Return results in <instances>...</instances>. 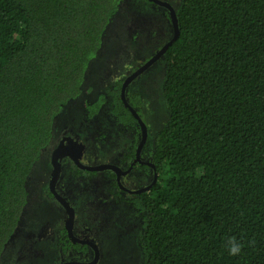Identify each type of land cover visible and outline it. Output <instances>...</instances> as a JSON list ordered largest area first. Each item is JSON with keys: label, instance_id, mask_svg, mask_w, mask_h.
I'll list each match as a JSON object with an SVG mask.
<instances>
[{"label": "trees", "instance_id": "1", "mask_svg": "<svg viewBox=\"0 0 264 264\" xmlns=\"http://www.w3.org/2000/svg\"><path fill=\"white\" fill-rule=\"evenodd\" d=\"M124 1L0 0V259L54 122L82 95ZM145 1L153 15L165 14L161 49L173 38L171 16ZM163 1L175 9L180 35L162 57L168 121L149 159L158 181L129 194L109 171L114 197L144 226L145 264H264V0ZM123 82L83 110L88 120L104 115L114 131L132 134L126 169L141 128L121 100ZM131 100L143 106L141 97ZM136 170L153 180L149 166ZM231 238L241 245L237 256L228 254Z\"/></svg>", "mask_w": 264, "mask_h": 264}, {"label": "rangeland", "instance_id": "2", "mask_svg": "<svg viewBox=\"0 0 264 264\" xmlns=\"http://www.w3.org/2000/svg\"><path fill=\"white\" fill-rule=\"evenodd\" d=\"M151 9L145 0H125L109 23L100 52L89 64L82 95L61 110L54 122L51 143L32 169L26 207L0 264L60 262L59 241L67 214L48 191L53 177L50 153L64 135L79 138L84 143L86 166L111 165L124 169L122 153L132 147V134L114 131L104 115L86 119L82 107L84 103L95 101L112 84L129 77L167 42L165 14L153 15ZM166 70L167 64L162 58L136 78L126 92L132 108L147 128L144 156L148 160L154 153L157 134L168 121L163 96ZM132 95L141 97V108L131 100ZM108 172L90 175L69 167L63 169L57 192L74 210V236L96 245L99 252L96 264H145L141 247L144 226L132 216L122 196L114 197L117 193ZM150 181L141 170L121 178L122 185L130 191ZM65 259L68 263L87 264L95 259V252L89 246L73 249L66 253Z\"/></svg>", "mask_w": 264, "mask_h": 264}, {"label": "water", "instance_id": "3", "mask_svg": "<svg viewBox=\"0 0 264 264\" xmlns=\"http://www.w3.org/2000/svg\"><path fill=\"white\" fill-rule=\"evenodd\" d=\"M149 1L156 4V5L164 7L169 11L170 16H171V22L173 25V31H174L173 38L170 42H168L165 46H163L153 57H151L147 62H145V64L142 67L138 68L129 77H127L124 80L123 85H122V90H121V100L124 103V105H126L125 107L130 110V112L132 113L134 118L138 121L139 126L141 128V142L138 145L137 150H136L135 163L139 162L142 165L145 164V165L150 166L154 170L153 181L146 188H143V189L137 190V191H130L122 185L121 177L130 173V171L132 170V167L127 171H123L122 169L111 166V165H100V166H96V167H85V166H83V168L80 165V168H82L86 171H89V172L112 171L117 176L118 187L121 190L126 191L129 194H141L143 192L150 190L157 183L158 174L156 172L155 166L152 163H146V162L141 161V153H142V151H143V149L147 143L148 132H147L146 125L144 124V122L142 121V119L140 118L138 113L132 108V105H130L128 103L127 97H126V92H127L128 87L130 86V84L136 78H138L141 74H143L145 71H147L150 67H152L157 61H159L164 56V54L169 49V47L179 38V35H180L176 12H175V9L172 7V5L167 3V2L161 1V0H149ZM61 156H62V152H59V150L53 154V163H54L55 172H54V176L51 180L50 191L54 195V197L58 200V202H60L62 204V206L66 209V211L69 215L68 219L66 220V223H65V228H66L67 234H68L69 238L71 239L72 243L73 244L88 245L89 247H91L95 252V259L91 263H87V264H96L98 262V259H99V252H98L96 245H94L90 242H87V241H82V240H80L74 236V233H73L74 218H75L74 210L55 191V185H56V182L58 181V178L60 175V168H61V165L58 162V157L60 158ZM77 162L78 161H76V163ZM67 264H76V263H67Z\"/></svg>", "mask_w": 264, "mask_h": 264}, {"label": "flooded vegetation", "instance_id": "4", "mask_svg": "<svg viewBox=\"0 0 264 264\" xmlns=\"http://www.w3.org/2000/svg\"><path fill=\"white\" fill-rule=\"evenodd\" d=\"M85 104L83 105V109L85 107ZM85 114V113H84ZM86 146L84 145V143L81 141V139L79 138H74V137H71L70 135H64L60 141L58 142V144L54 147V149L51 150V158H52V166H53V176H54V172H55V168H54V163H53V154L59 150V152H62V156L59 158L58 157V162L60 163L61 165V168H60V175H59V178H58V181L56 182V185H55V191L56 193L58 194L57 192V186H58V183L60 181V177H61V173L63 171V169L66 167V168H71L73 171H76L78 172L81 171V173H87V174H92V173H100V172H89V171H86L83 168V166L85 167H90V166H86L84 164V160H85V156L87 155L86 154ZM135 160H136V153H135V157L132 158L131 160H128V163H126L128 165L129 168H126V169H123V171H127L129 170L131 167H132V170L130 171V173L128 174H133L136 169L140 166H148V165H142L140 164L139 162L135 163ZM76 161H78L76 163ZM141 161L142 162H146V163H151L150 160L146 159L145 156L143 155V151L141 153ZM80 165L82 166V168H80ZM150 167V166H149ZM151 168V167H150ZM139 171V170H138ZM106 172V171H104ZM112 172V171H111ZM127 175V174H126ZM141 175V172L138 173L137 177ZM125 176V175H124ZM133 176V175H132ZM123 177V176H122ZM121 177V178H122ZM53 178V177H52ZM51 178V180H52ZM147 178V177H146ZM151 180L148 184H146L145 186L143 187H139L138 190H141L143 188H146L147 186H149L151 183H152V179H149ZM116 181H117V176H116ZM50 185H51V181H50ZM139 186V185H138ZM137 191V190H136ZM126 192V191H125ZM48 194L49 196L53 197L54 199H56L54 197V195L51 193L50 191V187H49V191H48ZM59 195V194H58ZM60 196V195H59ZM61 197V196H60ZM62 198V197H61ZM63 199V198H62ZM57 200V199H56ZM64 200V199H63ZM65 201V200H64ZM58 202V200H57ZM66 202V201H65ZM60 205H62L60 202H58ZM63 207V206H62ZM71 207V206H70ZM64 208V207H63ZM65 209V208H64ZM66 211V209H65ZM66 214H67V217H66V220L68 219V213L66 211ZM66 220L64 222V228H63V233L62 235L60 236V241H59V246H60V251H61V258H60V262L58 264H67V260L65 259V255L67 252L73 250V246L69 245V242L72 243L71 239L69 238L68 234H67V231H66V228H65V223H66ZM72 245H74L72 243ZM80 247L84 248V247H88V245H81V244H78ZM91 263V262H90Z\"/></svg>", "mask_w": 264, "mask_h": 264}, {"label": "clouds", "instance_id": "5", "mask_svg": "<svg viewBox=\"0 0 264 264\" xmlns=\"http://www.w3.org/2000/svg\"><path fill=\"white\" fill-rule=\"evenodd\" d=\"M228 244V254L231 256H237L241 252V245L234 238L227 241Z\"/></svg>", "mask_w": 264, "mask_h": 264}, {"label": "bare ground", "instance_id": "6", "mask_svg": "<svg viewBox=\"0 0 264 264\" xmlns=\"http://www.w3.org/2000/svg\"><path fill=\"white\" fill-rule=\"evenodd\" d=\"M116 175V174H115Z\"/></svg>", "mask_w": 264, "mask_h": 264}]
</instances>
